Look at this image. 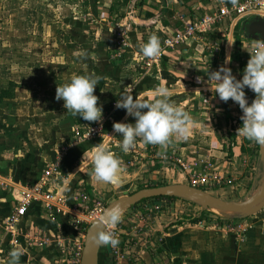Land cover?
I'll return each mask as SVG.
<instances>
[{"label": "crops", "instance_id": "obj_1", "mask_svg": "<svg viewBox=\"0 0 264 264\" xmlns=\"http://www.w3.org/2000/svg\"><path fill=\"white\" fill-rule=\"evenodd\" d=\"M245 1L235 0L233 3V0H90L87 3L89 6H86L88 11L87 18H85L86 24L90 26L91 23L96 22L99 24L100 34L101 32L104 36L108 32L110 34L108 33L109 37H102L99 34L95 37L94 35L92 43H95V48L86 46V41H83L85 35L75 41L76 44H85L86 48L79 57L83 58L80 62H84L81 64V70L74 75L99 78L94 95L99 98L98 104L103 105V116L107 119L106 126L103 129L102 139L78 142L60 159L58 154L61 145L71 141L78 123L85 121L82 117L68 113L63 106V100L56 99L57 86L69 83L74 76L73 73H70L72 74L71 79L64 83L62 75H67L68 71L63 73L62 68L64 67L59 65L61 69L60 74H56L55 86L34 84L25 80L22 84L14 80L10 81L7 86H0L1 92L8 89L12 82L17 85L12 97L0 101V252H2L0 259H7L9 252L15 249L10 244L12 237L6 231V222L17 205L16 197H21L19 188L37 183L48 166L58 159V176L51 180L45 191H51L55 195V200L63 202L73 213L58 212L54 208L55 219H52L51 211L46 204L39 201L34 202L19 225L21 248L23 249L20 264H51L55 260H63L61 251L64 245L72 246L74 242L84 241L83 227L76 226L74 222V218L81 216L84 212V206L75 201L79 187L85 184L89 192L93 191L96 195H105L106 189L109 191L110 186L116 187L98 183L90 175L91 155L95 150V145L104 143L110 150L111 145L119 144L122 139L120 134L114 132L113 124L115 122L135 123V118L128 116L125 109L115 107L122 94H131L133 99L137 97L152 102L155 97L150 93L158 86L163 85L173 89V94L169 99L188 111L196 121V125L190 129L187 140L176 141L175 146L169 147L167 152L186 158L188 163L197 159L209 158L220 171L218 174L221 177L223 172L227 173L231 170L225 160L230 147L225 149L224 136L228 135L229 131L235 133L233 128L239 129L242 124L238 118L243 115V112L239 105L231 99L227 102L221 101L215 94L214 82L208 84L207 81L208 73L219 70L220 66L225 64L226 56L229 55L231 62L226 66L232 69L237 79H242L241 62L232 60L235 52L236 29L239 25L238 19L228 18L224 24L208 35L209 39L204 40L200 37L187 39L180 46L167 51L158 66H154L151 70L144 66L139 59L141 57L138 58V53L140 46L147 43L152 34H156L162 44L177 28L182 27L177 20L180 15H184L186 19H195L222 7L232 8ZM261 14L264 17V10ZM92 16L96 20L94 18L91 20ZM88 18L90 21H87ZM74 19L68 22L71 25L76 24L77 18L75 21ZM225 25H228L229 29L221 51L222 55L220 56V51L212 55L209 43L212 39L225 36ZM113 28L115 32L122 29L126 31L128 46L121 60L111 59L110 51L108 52V49L111 50L115 46L116 33ZM239 38L241 40L240 57L247 64L252 49L256 44H264V42L248 39L244 31ZM222 40L225 41V37H222ZM75 43L71 44L76 45ZM86 67L90 70L88 73ZM16 72L26 74V70ZM27 75L28 73L25 76ZM33 75L36 74L33 73ZM33 79L40 80L39 77H33ZM129 85H133L131 92L128 89ZM247 90L245 88L248 102L253 101V95H247L249 92ZM41 91H50L54 94L48 96L49 104H46L42 110L32 112L30 108L40 105L44 99L43 95L40 96ZM22 93L27 97H25V103L19 101L23 96ZM235 143L233 154L237 157L239 154L242 155V146L238 139ZM153 150L156 152L155 156L158 157L164 152L159 145L148 144V148L141 155L147 160L149 156H152ZM112 152L115 154V151ZM117 155L118 158L125 157L123 154ZM152 163H160L161 165H156L159 166V172L169 177L175 176L178 182L180 180L183 182L182 179H187L193 173L191 166L178 168L175 163L169 161H152ZM170 165H174V168H170ZM144 168L141 166L132 168V174L126 176H131L133 180L138 177H142L139 180L148 178L155 180L156 173H149L152 172L150 170L152 165ZM139 169L148 170L145 171L147 174L138 175ZM8 183L18 185V190L12 192V189L5 185ZM262 227H264V222L260 223V226L250 228L247 237L241 242L235 238L234 232L226 229L217 230L214 226L200 227V229L190 224L179 228L172 226L166 232L167 240L162 242V248L166 250L169 257L182 256L181 262L185 264L187 254L185 250L187 249L183 245L185 249L181 248L179 253L174 254V246L180 242H176L173 237L181 236L183 240L187 238L188 242L197 241L195 245L200 253L204 243L202 237L213 234L214 243L222 248L221 253L216 255L215 264H264V228ZM35 231L50 235L52 240L47 248L40 249L28 245L25 237ZM120 231L116 233L120 234ZM205 245L207 249L208 245ZM206 249L200 253L202 260L195 264H207L210 260ZM109 256L110 254H106L105 260L100 257V262L109 264Z\"/></svg>", "mask_w": 264, "mask_h": 264}, {"label": "rangeland", "instance_id": "obj_2", "mask_svg": "<svg viewBox=\"0 0 264 264\" xmlns=\"http://www.w3.org/2000/svg\"><path fill=\"white\" fill-rule=\"evenodd\" d=\"M89 1L90 0H0V86H7L10 81L14 80L19 81L20 84L24 83L23 80H25L34 84L42 83L46 86H55L56 74H60L59 72L61 69L59 65H63L65 68H62L63 73L68 71L67 75H62L64 83L71 79L72 74L70 73H73V75L78 74L81 70V64L84 63L80 62L83 58H79L81 53H84L83 50H85L86 46L95 48V43H92L94 42V35L95 37H97V34L102 37L104 36L102 32L100 34L99 24L94 22L88 26L86 24L87 22H85L88 13L86 6H89L87 4ZM259 15L262 16V14ZM251 17L252 15L237 13L231 14L227 19H238L239 25L236 33L240 36L243 34V24ZM74 18L76 19V24L72 23L71 25L68 20L70 21V19L72 20ZM92 18L94 17L92 16L90 19L92 20ZM88 19L87 21H90V19ZM94 19L96 20V18ZM228 29V25H225V36H220L219 39H212V42L209 43L210 50L211 46L216 43L218 44V53L220 51V56L222 55L221 51L223 45L226 42ZM113 31L115 32V28H113ZM120 31L121 30L115 32V46L112 49H114L119 42L118 36ZM108 33L110 34V32ZM108 33H106L104 37H109ZM84 35L83 41H86L87 45L76 44L75 41H77L80 36ZM222 37H225V41H223L224 39L222 40ZM200 38L204 39L203 35L200 36ZM71 43H75L76 45ZM109 51L108 49V52ZM54 67H56V69H54ZM86 69L88 73L90 70L88 67H86ZM23 70H26V74L28 73L27 76H25V72H20L21 74L16 72ZM33 73L36 75H33ZM33 77H39L40 80L37 81L38 79L35 80ZM62 77L59 79L61 80ZM247 91H249L247 95H253L252 100H254V95L256 94L250 89ZM52 94L50 91H41L40 96L43 95L44 99L40 102V105L30 108L32 112L40 109L42 110L46 104H49L48 102L50 99L48 96ZM23 96H21L19 101L25 103L26 96ZM249 102V104H251L252 101L249 100ZM36 103L38 104L39 102ZM238 119L239 122H241L240 124H242V120L240 118ZM106 120L105 116H102L101 123L103 126H106ZM88 122L89 121H84L82 123L87 124ZM78 125H80V123H78ZM104 128L105 127H103V129ZM233 129L237 132L236 128ZM103 132L104 130L99 137L95 139H102ZM236 132L232 133L229 131L228 135L224 136L226 140L225 149L227 150L228 147H231L232 144L236 142V139H238L242 146V155L239 154V156L235 157L229 148L228 157L226 156L225 160L228 162V166L231 170L227 173L223 172V180H220V182H212V184L201 186L200 188L226 201L244 204L249 203L253 197L259 193L264 183V155L260 151L259 146L257 148L254 142L238 135ZM73 139L75 140L74 133L72 140ZM90 140L94 139L84 141ZM146 148H148V144H144L140 140L137 141V145L128 152V154L120 150L119 144L110 146V151H115V155L123 154L127 157L126 159L125 157L123 159L120 158L121 161L123 160L122 164L124 165L132 168L140 166L144 168L145 166L152 165V168H150L152 172L149 173L155 172L156 175L154 177L156 178H154L155 180L152 178H148L147 180H133L128 185L122 187L110 186L109 191L106 189L105 195H96L93 191H87L94 200L102 203V207H104L102 212H104L107 206L117 198L131 195L145 188L170 184L190 185V177L182 179L183 182H181V180L178 182L179 180H177L175 176L169 177L167 174L159 172V166L156 165L161 164H153L152 161L163 162L167 160L164 157L155 156L156 152L154 150L151 153L152 156H149L146 160L141 155L145 152ZM205 159L207 160L209 158ZM169 162L173 163L172 161ZM212 164L214 165L213 162ZM173 166L170 165V168H174ZM175 166L181 168L178 165ZM214 168H216L215 165ZM144 169H142V171L139 169L138 175L147 174L145 171L148 170ZM214 172L218 174L220 171L214 169ZM174 181H177V183H174ZM5 185L11 188L12 192L19 188V186L14 183ZM102 214H100V216ZM263 222L264 207L254 214H237L230 211H222L213 207L206 201L187 196H178L174 199L163 198L159 200L150 198L127 209L121 215V222L115 226V228L111 226L107 227V231L115 230V232H117L121 230V239L118 245L124 249V252L125 249L129 252H127L128 256L116 260L111 255L110 245H107L102 247L100 257L105 260L106 254H110L108 258L110 261L109 264H183L181 262L182 256L169 257L166 250L162 248V242L165 241V239L167 240L166 232L172 226H177L179 228L185 224H190L191 226H198V229H200V227L209 228L214 226L217 227V230L226 229L227 231L234 232L233 235L235 238L242 242L247 237L250 228L253 226H260V223ZM90 224L91 222H86L82 225L84 229V240ZM213 237V234L202 237L204 243L201 246V252L206 249L205 244L208 245L206 254L209 255L210 260L207 261V264H215L216 255H219L222 250L219 245L216 246ZM173 238L176 239V242H180L174 246V254L179 253L180 249L184 246L187 249L185 250L187 251L185 264H195L202 260L200 256L201 252L199 253L195 245L197 241L188 242L187 238H185L184 241L181 239V236H175ZM171 241L172 240L169 238V242ZM164 247L166 246L164 245ZM109 248L110 251H108ZM0 254H2V252H0ZM168 258L170 259L168 260ZM100 264H104V262H100Z\"/></svg>", "mask_w": 264, "mask_h": 264}, {"label": "clouds", "instance_id": "obj_3", "mask_svg": "<svg viewBox=\"0 0 264 264\" xmlns=\"http://www.w3.org/2000/svg\"><path fill=\"white\" fill-rule=\"evenodd\" d=\"M161 51L160 38L152 34L148 42L140 46L138 56L155 59L160 56ZM230 62L231 56H226L225 64L219 70L208 73L207 83L214 82L215 94L221 101L231 99L242 110L240 119L243 123L237 129V134L264 149V44H256L250 52L242 79H237L232 69L226 66ZM98 79L89 75H74L69 83L57 86L56 99L63 100L64 108L72 116L82 117L89 122H100L103 105L98 104L99 98L94 95ZM245 88L256 94L251 104L246 98ZM128 89L131 92L133 85H129ZM173 91L163 85L158 86L150 93L155 97L152 102L137 97L133 99L131 94L120 96L115 107L125 109L128 116L135 118V123L113 124L114 132L122 137L119 143L122 152H130L137 140H141L144 144L159 145L164 150L161 155H165L169 147L175 146L176 141L188 139L190 129L195 127L196 121L188 111L169 99ZM91 164L90 175L96 182L113 186L122 182L125 171L122 161L104 143L95 145ZM120 222L119 211L109 212L101 220L103 227L93 235V243L97 246H118V238L114 232L107 231L106 227L115 228ZM22 253V248L12 249L7 259H0V264H20Z\"/></svg>", "mask_w": 264, "mask_h": 264}, {"label": "built area", "instance_id": "obj_4", "mask_svg": "<svg viewBox=\"0 0 264 264\" xmlns=\"http://www.w3.org/2000/svg\"><path fill=\"white\" fill-rule=\"evenodd\" d=\"M264 10V0H246L245 2L235 5L232 8L222 7L210 13H206L195 19H186L184 15L177 17V20L181 23L182 27L177 28L175 32L167 37L161 44V54L155 59L151 58H138L143 62L144 66L151 70L154 66H158L163 55L167 51L174 49L181 44H183L187 39L192 37H200L203 35L204 39L208 38V35L212 34L215 29L222 25L227 17L231 14H245V15H259ZM119 42L114 49L110 50V56L112 59L121 60L128 46L126 40V31L122 29L119 32L118 36ZM209 39V38H208ZM216 45V46H215ZM214 44L211 46V53L214 55L217 53L219 46ZM254 49V48H253ZM252 49V50H253ZM103 124L100 122H88L80 123L74 131L75 140L65 142L61 145L59 149V159L62 158L74 144L78 142L98 138L103 131ZM164 157L167 161H172L175 165L180 166L181 168H186L191 166L193 173L190 176V185L200 188L201 186H207L214 183L220 182L223 180L219 174L214 172V165L210 159H197L188 163L187 159L178 156L171 152H166L165 155H160ZM59 159L43 172L37 183H33L31 186H26L19 189L20 198L16 197L17 205L14 211L9 216L6 222V231L11 235L10 244L13 248L22 247L20 241L19 225L22 222L25 214L28 212L30 206L34 202H42L47 205L48 209L51 211V218L55 219V213L53 209L55 208L58 212L64 213H73L68 206L64 205L63 202L55 200V195L45 188L51 182L53 178L58 176L59 169ZM75 201L84 206V212L81 213V216H76L74 218L75 225L82 228L83 223L91 222L93 219L102 214L104 207L102 203L94 200L90 193H88L82 186L79 187V192L75 198ZM118 240L121 239L120 234L116 233L115 230H112ZM26 241L30 247H38L40 249L47 248L51 243V237L47 233L35 231L29 235H26ZM84 248V241L74 242L71 245H64L62 248V259L55 260L51 264H81L82 253ZM111 248V255L116 260H120L128 256V251L122 249L121 247L116 246ZM128 252V253H127ZM67 262V263H66Z\"/></svg>", "mask_w": 264, "mask_h": 264}, {"label": "water", "instance_id": "obj_5", "mask_svg": "<svg viewBox=\"0 0 264 264\" xmlns=\"http://www.w3.org/2000/svg\"><path fill=\"white\" fill-rule=\"evenodd\" d=\"M242 29L245 32L246 37L248 39L258 42L261 41L264 42L263 16L254 15L243 24ZM260 151L264 155V149H261L260 147ZM123 167L125 171L123 173L122 182L118 185L120 187L125 186L133 181V178L131 176L129 177L126 176L128 174H132L133 172L132 168L126 165H123ZM139 179H142V177H138L135 180H139ZM178 196H187L190 198L200 199L206 201L211 205L215 204L218 207L224 208L232 213L254 214L260 211L262 207H264V203L260 204V201L264 196V183L259 192V197L252 202L250 201L249 203H244V204L226 201L222 198L212 195L208 191H205L201 188H197L186 184H170V185H163L157 187H150L139 190L131 195L121 196L107 206V208L104 210L100 218L91 221V224L87 229L86 237L84 240V248L82 253L81 264H100V254L103 246L95 245L92 241V237L99 229L103 227L101 225V220L104 217L106 218L109 212L113 210H117L122 215L127 209L144 200L150 198H157V197H178ZM108 251H110V248Z\"/></svg>", "mask_w": 264, "mask_h": 264}, {"label": "trees", "instance_id": "obj_6", "mask_svg": "<svg viewBox=\"0 0 264 264\" xmlns=\"http://www.w3.org/2000/svg\"><path fill=\"white\" fill-rule=\"evenodd\" d=\"M237 30V29H236ZM240 53H241V40L239 38V36L237 35L236 33V40H235V52L232 56V60L233 61H238V62H241V68H242V75H243V70L244 68L246 67V63H244L242 60H241V57H240ZM16 84L15 83H10L8 89H4L0 92V101H2L4 98H10L13 96L14 94V90L16 88ZM226 110H227V107H226ZM233 136V135H232ZM235 142L232 144V146L230 147V151H232L231 153H233V146H234ZM255 144V143H254ZM258 148L259 145L255 144ZM86 191L89 192L88 188L86 187L85 184H83L82 186ZM163 198H167V199H174L175 197H157V198H152L154 200H159V199H163Z\"/></svg>", "mask_w": 264, "mask_h": 264}, {"label": "bare ground", "instance_id": "obj_7", "mask_svg": "<svg viewBox=\"0 0 264 264\" xmlns=\"http://www.w3.org/2000/svg\"><path fill=\"white\" fill-rule=\"evenodd\" d=\"M259 192H260V191H259ZM258 197H259V193L253 197V199L251 200V202L254 201V200H256ZM263 203H264V196L262 197V199H261V201H260V204H263ZM260 204H259V205H260ZM212 206H213V207H216V208H218V209H220V210H222V211H228V210H226V209H224V208L218 207V206L215 205V204H213ZM102 213H103V212H102ZM99 216H100V215H98V217H96V219L101 217V216H100V217H99Z\"/></svg>", "mask_w": 264, "mask_h": 264}]
</instances>
